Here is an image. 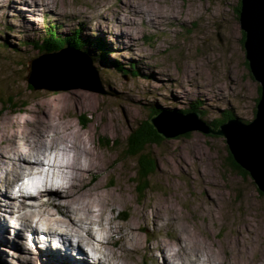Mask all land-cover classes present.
I'll return each mask as SVG.
<instances>
[{
  "label": "rangeland",
  "instance_id": "rangeland-1",
  "mask_svg": "<svg viewBox=\"0 0 264 264\" xmlns=\"http://www.w3.org/2000/svg\"><path fill=\"white\" fill-rule=\"evenodd\" d=\"M240 1L0 0V143L4 137L14 138L20 146L18 158L22 164L13 168L8 163L16 160L11 152L0 159V227L11 231L4 233L10 238L18 232L14 224H21V220L31 231H37L33 235L22 229L24 237L21 232L11 241L0 238V264H44L43 252L36 248V243H43L36 237L46 242L52 239L48 242L50 252L52 243L61 246L55 243V236L65 232L61 231L62 223L38 221L34 215L30 221L23 217L25 212H38L48 189H42L41 197L34 201L27 198L28 194L21 195L26 197L19 200L21 204L11 195V189H3L8 188L6 172L14 182L13 170L24 175L31 172L32 167L26 165H32L31 160H35L36 172L43 168L40 172L45 175L48 169H54L47 166L48 159L44 162L45 155H40L41 144L32 140L36 139L35 131L43 128L57 137L77 136L88 146L81 163L70 168L57 166L52 173L49 170L51 175H45L44 181L48 178L59 183L57 202L51 203L54 209H94L95 200L86 205L77 203L79 199L89 201L91 191L87 188H95L111 201L104 217L113 216L116 224L90 218L96 225H76L80 235L70 237L81 243L88 241L86 229L92 226L96 239L89 241L94 242L104 264L109 258L101 255L102 250L116 251L117 264H178L154 245L166 242L172 246L179 240L204 250L195 256L196 264H211L205 250L216 254L220 264H264V192L250 173H243L232 163L224 135L198 129L173 136L158 132L163 139L149 147L157 161L156 170L149 178V187L141 191L135 180L137 158L127 150L130 131L145 120L149 119L157 130L153 117L160 116L172 126L179 121L171 129L184 122L197 123L194 116H187L190 112H198L204 124L228 114L244 122L255 118L261 84L253 77L245 54L237 9ZM33 4L41 5V10ZM56 28L58 35L78 33L91 43L87 51L72 47L69 51L86 65L91 78L86 80L87 88L97 91L76 87V72L56 61L47 66L52 54L61 48L42 52L38 46L46 33ZM33 66L39 67L35 75L44 83L42 88L36 89L29 82ZM69 100H76L75 104H67ZM192 103L199 105V111L191 108ZM152 107L160 112L150 115ZM81 115L87 126L80 122ZM28 141L33 144L24 146ZM1 180L5 181L3 187ZM70 192H75L71 193L72 200L67 195ZM70 214L82 216L72 211ZM122 222L135 227L134 236L126 232V246L101 244L105 233L118 236L122 231L123 235ZM43 225L53 229L50 237L46 230L40 231L47 229ZM11 242L23 254L15 252L16 257H10L14 253L6 247L5 254L3 244ZM26 244L31 251H26ZM59 264L73 262L66 259Z\"/></svg>",
  "mask_w": 264,
  "mask_h": 264
},
{
  "label": "bare ground",
  "instance_id": "bare-ground-1",
  "mask_svg": "<svg viewBox=\"0 0 264 264\" xmlns=\"http://www.w3.org/2000/svg\"><path fill=\"white\" fill-rule=\"evenodd\" d=\"M33 5H34V7H38V9H40L39 6H41V5H36V4H33ZM69 101H71V100H69ZM69 101H68L67 104H75V101L76 100L75 101L72 100L71 102H69ZM42 131H44L45 133H40ZM35 133L36 134H34V137L36 139H32V140H35L39 144H41L42 147H41L40 155L41 154L42 155H45V157L49 160V163L47 164V166L48 167H53L54 169L55 168L57 169V166H60V167H69L70 168V167H74V166L78 165V163H81L80 159H81V157H83V153L88 148V146L85 144L84 141H82L81 139H78L77 140V136L72 137L71 139H68V137L66 135H64V136L61 135V137H57L56 134H52L46 128H43V129H41L39 131L36 130ZM14 141H15L14 138L12 139V137L7 136V137H4V140H2V142L0 143V159L5 158L4 156L8 152H11L13 155H15L16 160H14L12 158L11 159V162H8V163H11V166L13 168L16 167V166H21L22 165L20 163L21 162V159L18 158V155L20 154V146L17 143H15ZM30 144H33V142L28 141V143L24 144V146L29 147V146H31ZM35 146H33V147H35ZM85 153H84V155H85ZM50 155H51V157H52L53 160L50 159ZM85 158H87V157H85ZM34 161L35 160H31L29 162L32 165H29L28 163H26V165L31 166L32 168H29L28 167L29 170H31V172H27L25 175L22 174V172L19 171V170H16L17 172H15L13 170V172L15 174V176L13 178L15 180L14 182H13V180L11 178L9 179V176H8V174L6 172V174L4 176V179L7 181V183L5 185L8 188H3V189H7V191H8V189L9 190L11 189V195H13L15 198H20L21 195H26V194L19 193V191H17V189L20 190V188L18 186V183L20 181H22L23 178H27V179L34 178V181H36L37 184L39 183L41 185V187H42V188L40 187L41 190L42 189H48V188H46L45 181H44L45 184L43 183V180H44V178H46L45 175L48 176V175H51V174L48 171L45 173V175L43 173H41L40 170H38V172H36L34 170V168H33V165H35L34 164ZM39 163H37V164H39ZM28 168H26V169H28ZM59 169H62V168H59ZM88 169H89V165H88ZM44 172H45V170H44ZM19 173H20V176H19ZM10 174H11V171H10ZM21 174H22V176H21ZM65 175H67V172L65 173ZM75 177H77V174L75 175ZM72 179H73V177H72ZM1 182H2V180H1ZM4 182L1 183L2 184V187L4 186V184H3ZM8 185H10V186H8ZM19 185H20V183H19ZM16 186H18V187H16ZM14 187H15V189H14ZM33 187L31 188V190L32 191H35V189ZM83 187H85V185H83ZM56 188L57 187H52V188H50V189H48V190L45 191V193H44V197L45 198L43 199L44 201H42L40 204H38V206H39L38 207V209H39L38 212H25L24 215H23V217L26 218L27 220L29 219V221L31 220V216L34 215V216L37 217V220L38 221H42L43 220V221H45L47 223H51L52 222L54 224L62 223L61 224L62 225L61 231H64L65 230V232H62L61 234L58 233L55 236L56 237L55 243L59 242L61 246H56L57 244L54 245L52 243V251L53 252H50V248L48 246V242H52V239L49 240L48 242H46V240L42 239L41 237H36L37 238L36 240H38L39 243H43L42 244L43 246L41 244L36 243V248H40L42 250L43 256H44L42 259H43L44 264L45 263H47V264H57V262L59 264V263L63 262L66 259H68L70 262H73V264H104V262L100 258L101 256L100 255H97L99 253V250H97L96 246H93L92 245V243H94V242L91 243L89 241L90 239H93V240L96 239V238H94V234H93L94 233V229L92 228V226H89V228L86 229V233L88 234V237H89L87 239L88 241H82V243L80 241H77L78 244L73 245L71 243L73 241H72V239H70V237H74V236L76 237V236L80 235V234H78L79 229L76 227V225L78 226L80 224L82 225V224H87V223H92V224L94 223L95 224V220H90V218L91 219L92 218H97L98 222L99 221L100 222L106 221L108 224H111V225L116 224L115 223V218H113V216H111V217L110 216L109 217H104L105 212H107V210L110 209V207H111L110 206L111 201L108 200V199H105L102 196V194H100L97 191H95V188L93 190H91V188H87L88 190L91 191V194H90L91 197H90L89 201H85V200L79 199L77 201V203H79L80 205H86L87 203H90L91 202V199L92 200H95V204L92 203L93 204L92 206L94 207V209H92V208L91 209L90 208H82V207H80V208H73L74 206L71 208V210L65 209L63 207H60L59 209L56 207L57 209H54L53 208L54 206L52 204L57 202L56 197L58 196V193L55 192L56 191ZM1 189L2 188H0V191H2ZM78 189H80V186L77 188V190ZM23 193H26V192L24 191ZM71 193L72 194H75V192L74 193L73 192L67 193V195L69 196V200L72 198ZM6 195L8 197L10 194L7 193ZM77 195H79V194H77ZM1 197H3V195ZM40 197H41V195H40ZM21 198L24 199L26 197L25 196H22ZM3 199L6 200V198H3ZM12 201H10V202H12ZM24 202L25 201H23V204H24ZM30 205H31L30 202H29V204H26L27 208ZM66 207H68V206H66ZM95 207H98V208H96L97 210L95 209ZM113 208L115 209L116 207H113ZM71 211L73 212V214H74V212L75 213H81L82 216L78 217L79 216L78 214H76L75 216H71V214H70ZM168 211H169V209H168ZM153 219H155L154 221L156 222V218H153ZM0 221H2V220H0ZM22 223H23V221L21 220V224H15V227H16L15 228V233L17 231L18 232L16 234H14V237H11V238L4 234L5 232L6 233H11V231L3 230L0 227V238L1 239L6 238L7 241H8V239L10 241H11V239L12 240H16L18 233H21L22 232L21 233L22 236L26 233L23 230L30 231L31 234L37 235L36 229H32L33 231H31V228L26 223H24V224H22ZM121 224H122V226L125 227L124 228V230H125L124 233L125 234L123 233V235H121L122 234L121 233L122 231H118V234H119L118 236H117V234H113V233H111L110 235L108 233H105L104 235H102L103 237H101L100 243L101 244L103 243V244L107 245V243H110V242H112V244L113 243L116 244V242H117V243H119L120 247L121 246H124V245L126 246V242L128 240V235H127L126 232H128L129 236H134L133 234H134V228L135 227L132 224H130V223H127L126 224V223L122 222ZM43 226H45V225H43ZM129 226H130L131 229L130 228H127ZM38 227L42 229V226L41 227L38 226ZM45 228H47V229H42V232H45L44 230H46V233L49 234V237H50L52 235V230L53 229H51L48 225L45 226ZM98 228H100V227H98ZM70 233H73L72 236H71ZM97 233H98V231H97ZM1 239H0V242L3 243ZM19 239H22V238H19ZM68 240L70 242H68ZM137 241H138V239H137ZM170 245H172V246L167 245L166 242H164V243H162V242L161 243L156 242L154 246L157 247V248H159L161 251L162 250L163 251L165 250V252L168 255H170L174 260H176L178 264H196V258H195V256L198 255L199 253H201L202 251H204L198 245H191V243L190 244L189 243H184V241L181 242V240H179L175 244H170ZM87 246L89 248L87 250H85L84 248H86ZM5 247L7 249H9L11 252L14 253L13 255H9L10 257H14L15 258L16 257L15 252H21V254H23V251H20L18 249H15L13 242H11V245H9L8 243L7 244H3L4 252H5V254L8 255V253L6 252ZM19 247H21V246H19ZM73 248L76 249V250L74 251ZM48 249H49V252H48ZM89 250L91 251V253L89 252ZM45 251L47 253H44ZM205 251H206L207 254H205L204 256L206 257V260L207 261H209L211 264H220L221 259L216 254H214L212 252H208L207 250H205ZM100 252H101V255L103 254V255H105V256H107L109 258L108 264H117V262L114 260V258H118L119 257L118 256V253L116 251H113L111 253H108L107 251L102 250ZM41 253H40V255H42ZM7 255H5V256H7ZM89 255H91V257H93V258H89L88 257ZM0 256H2L1 253H0ZM10 257H8L7 260L9 259L10 260V261L8 260L9 262H13V259H11ZM4 258H3V260H4ZM222 263L229 264V263H225L224 261H222Z\"/></svg>",
  "mask_w": 264,
  "mask_h": 264
},
{
  "label": "water",
  "instance_id": "water-1",
  "mask_svg": "<svg viewBox=\"0 0 264 264\" xmlns=\"http://www.w3.org/2000/svg\"><path fill=\"white\" fill-rule=\"evenodd\" d=\"M239 27L241 37L245 33V41L243 43L249 68L253 77L261 84V95L257 105L256 116L252 121L244 122L238 117L230 118L218 128H213L210 124L201 123L198 119V112H190L197 120V123L188 124L171 129L179 121L175 120L173 126L161 117H153L157 132L165 136H173L176 134H183L190 130H203L212 132L226 137V141L230 152L235 161L239 163L252 175L258 188L264 192V0H241ZM70 48H61L52 54L51 64L54 61L62 67L69 68L76 72L75 86L87 88L86 80H90L89 73H87L86 65L82 62L81 57L73 54ZM39 67H31L29 82L34 85L36 89L44 87V83L40 81L38 75H35V70ZM83 78V79H82ZM74 86V85H73ZM97 91V88H87ZM178 113H175L176 115ZM179 115H181L179 113ZM185 115V114H182ZM170 121V120H169Z\"/></svg>",
  "mask_w": 264,
  "mask_h": 264
},
{
  "label": "trees",
  "instance_id": "trees-1",
  "mask_svg": "<svg viewBox=\"0 0 264 264\" xmlns=\"http://www.w3.org/2000/svg\"><path fill=\"white\" fill-rule=\"evenodd\" d=\"M240 7H241V1L239 2L237 8L239 12H240ZM50 31L54 35H51ZM50 31L49 33H47V37L43 39V43L41 44V46L37 45L42 52L45 51L51 52L65 46L72 47L78 50L87 51L86 48H88V45L91 44L90 42L85 41L83 38H81L80 35H78V33L74 34L75 36H71V35L61 36L58 35V33L54 29H50ZM244 41H245V33L242 38L243 43ZM5 45L8 46V42H5ZM117 66L119 69L124 68L121 67L120 65ZM191 106L193 110L199 111L198 110L199 105L197 103H192ZM152 108L153 109L150 115H155L160 112L158 108L156 107H152ZM232 116H233L232 114H228L225 117L218 119L216 122L209 124L212 125L213 128H218L222 122H224L225 120H227ZM83 118H84L83 115H81L80 122L82 123V125L87 126L86 124L87 122H85V119ZM162 139L163 137L160 134H158L157 130L153 128L149 119L145 120V122L142 123L141 126L132 129L129 133L127 150L129 151L130 154H132L137 158L138 168L136 171L135 180L138 183V187L140 191L146 190L149 187V178L151 177L152 173L156 170V166H157L156 158L151 154L149 147L151 146V144H155V143L159 144V142ZM229 158L231 159L232 163L235 166H237L243 171V173L247 175L249 174V172L245 168L240 166L235 161L231 152H229Z\"/></svg>",
  "mask_w": 264,
  "mask_h": 264
}]
</instances>
